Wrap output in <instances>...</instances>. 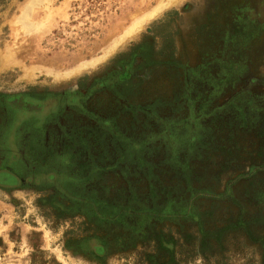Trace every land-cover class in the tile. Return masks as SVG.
<instances>
[{
	"label": "rangeland",
	"instance_id": "1",
	"mask_svg": "<svg viewBox=\"0 0 264 264\" xmlns=\"http://www.w3.org/2000/svg\"><path fill=\"white\" fill-rule=\"evenodd\" d=\"M0 264H264V0H0Z\"/></svg>",
	"mask_w": 264,
	"mask_h": 264
}]
</instances>
